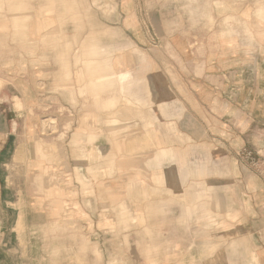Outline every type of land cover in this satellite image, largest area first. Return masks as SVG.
<instances>
[{"label":"crops","instance_id":"obj_1","mask_svg":"<svg viewBox=\"0 0 264 264\" xmlns=\"http://www.w3.org/2000/svg\"><path fill=\"white\" fill-rule=\"evenodd\" d=\"M233 2L225 0L230 8ZM208 3L0 0V264H94V249L100 264H176L166 240L115 245L114 234L132 232L186 235L182 264H264V157L256 163L263 193L245 195L242 223L233 229L245 241L231 240L223 254L209 238L190 241L196 230L205 234L214 184L253 185L246 172L258 167L239 162V153L264 154V146L239 152L237 145L217 144L207 164V131L194 117L200 138L190 147L195 136L183 128L191 121L184 95L241 88L232 81L239 74L237 53L223 44L222 29L219 51L207 52ZM228 17L222 26L237 32ZM207 73L219 81L207 85ZM79 88L87 93L84 114L76 111ZM105 92L112 94L103 101ZM168 99L179 113L167 112ZM46 115L58 127L80 120L89 125L47 133L41 129ZM158 120L177 126L156 128ZM126 123L127 130H109ZM222 134L237 137L231 129ZM195 217L198 226H190Z\"/></svg>","mask_w":264,"mask_h":264},{"label":"rangeland","instance_id":"obj_2","mask_svg":"<svg viewBox=\"0 0 264 264\" xmlns=\"http://www.w3.org/2000/svg\"><path fill=\"white\" fill-rule=\"evenodd\" d=\"M209 2L210 3L205 5L207 14V25L205 27L207 52L215 54L219 51L221 47L219 38L221 36L218 31L222 29L221 33H225L226 35L224 36L227 38V41L223 44L229 47L232 52L237 53L239 74L238 78L236 80L232 79V81H237L241 88H235L232 90H190L184 95L185 101H189L187 108L189 109L191 115V121L189 124L184 123L183 128L190 129L191 133L195 136L189 139L190 147L197 146L195 141H198L200 138L197 136V132H195V130H197L198 123L193 120L192 117L199 121L200 130L206 128L207 137L205 143L207 164L210 163L209 157L213 145L218 144L224 148L229 147V145H237L241 148L239 152L243 151V149L247 147L261 149V147L264 146V0H235V3H237L236 6H238L236 10L228 7L229 5L228 3H225V0H209ZM227 16H229L228 23L233 25L234 28L237 29V32L235 30L231 32L229 27L226 25L222 26ZM197 29L198 28L195 29V33H202L201 28L200 30ZM231 33L238 34L230 35ZM205 81L207 85H213V83L219 81V79H217L213 73H207ZM81 91L82 90L79 88L77 94L79 105L77 106V109L76 107L73 108H75L79 114H84L87 112V108L82 104L81 100L87 93H81ZM157 93L160 96L163 93L165 94L166 91L159 90ZM111 94V92H105L103 94V101H105V99L107 100ZM167 102V112L169 114H177L180 112V108L176 107L172 100L168 99ZM59 108L62 113H69V106H62ZM47 111L51 112L52 109L47 108ZM92 111L97 112L96 109H92ZM157 112L160 114V118H164L160 111L157 110ZM48 117L54 118L53 115H46L41 123V129L47 133L57 132L60 128H63V131H70L71 129L85 130L89 125L87 122L80 120L77 123H73L75 126H71V123L67 121L61 123V126L63 127H58L54 118V124L52 120H48L45 122L44 127V120ZM158 122L159 124L156 128L160 129L171 130L173 124L177 126V122H171L170 120H158ZM94 124L96 125V122H94ZM139 124L140 125L138 126L141 127L142 124ZM127 128H130V123L113 128L109 127V130L113 131L112 129H116L120 131L127 130ZM228 129L237 131V137L230 138L225 134H222L221 137L217 136V133H219L220 130ZM251 151H253V149L248 150L245 154L239 153V162L242 164H249V162H251L255 165V167H258L256 164L258 158L261 160V158L264 157V154H257L256 150H254V154H252ZM242 172L244 173V171ZM246 173L253 175L254 183L252 186H247L245 183H238L237 186L232 187L214 184V192L210 194V196H207L208 205L204 218L205 234L196 233L197 230L195 228V234L192 233L190 235V241H197L198 237H200V241H204L205 238H209L222 245V254L226 251L225 247L231 240L241 238L245 241L242 233L233 230L238 228V226L240 228V225L236 223L242 221V211L245 209V195H248L251 189L256 190V195L258 196L263 193L261 182L259 180L257 181L256 178L258 175V177L262 179L259 175V167L258 169L249 168ZM207 181L215 180L212 178L208 179L207 175ZM234 198H237L236 210H233L234 205H236L232 202ZM260 202L261 199H258V204ZM230 212L233 214L231 217L229 216ZM206 216H210L207 218L213 217V219H215V224L208 225L210 223H206ZM146 220L148 222L147 217L145 220L140 221L139 225L145 224ZM177 224L175 223L176 226ZM190 226H198L196 217L190 220ZM145 228L146 227H143V229ZM130 229H132V227L127 228V230ZM174 230L176 231V227H174ZM191 231H194V229ZM214 231L219 232V234L213 233ZM164 237L165 239H163ZM137 239L147 240L150 242L163 240L169 241L172 245H174V263H184L182 257H180L183 254V250L180 247H182L181 242L186 240V235L176 232L169 235L148 232L143 235L134 234L133 232L130 233V235H128V233L113 235L115 245H121L122 243L123 245H128L129 242L138 241ZM85 251L84 247L83 249L79 248V263L84 261L81 256L85 254ZM99 255L100 252L94 249L92 256L94 264H100L101 257H99ZM213 256L214 255H212V257ZM244 257L245 255L242 253L238 254L239 259H243ZM126 264L133 263L130 260H127Z\"/></svg>","mask_w":264,"mask_h":264},{"label":"bare ground","instance_id":"obj_3","mask_svg":"<svg viewBox=\"0 0 264 264\" xmlns=\"http://www.w3.org/2000/svg\"><path fill=\"white\" fill-rule=\"evenodd\" d=\"M231 7L233 8V9H235L236 10V8H238V6H236V4L234 3V4H231ZM45 41H47V40H45ZM43 42V43H45L46 44V42ZM44 48H47V47H44Z\"/></svg>","mask_w":264,"mask_h":264}]
</instances>
